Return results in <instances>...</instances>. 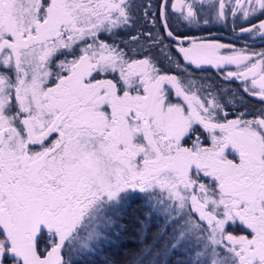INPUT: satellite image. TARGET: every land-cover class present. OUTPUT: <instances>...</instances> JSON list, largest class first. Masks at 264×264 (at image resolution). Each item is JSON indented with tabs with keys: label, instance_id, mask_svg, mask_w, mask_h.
<instances>
[{
	"label": "snow or ice",
	"instance_id": "obj_1",
	"mask_svg": "<svg viewBox=\"0 0 264 264\" xmlns=\"http://www.w3.org/2000/svg\"><path fill=\"white\" fill-rule=\"evenodd\" d=\"M151 7L0 0V264L118 253L135 200L163 223L124 264H264V50L177 31L264 40V0Z\"/></svg>",
	"mask_w": 264,
	"mask_h": 264
},
{
	"label": "trees",
	"instance_id": "obj_2",
	"mask_svg": "<svg viewBox=\"0 0 264 264\" xmlns=\"http://www.w3.org/2000/svg\"><path fill=\"white\" fill-rule=\"evenodd\" d=\"M146 1V0H145ZM138 3H144V0H139ZM154 2L153 4H155ZM151 10V9H150ZM142 13H139V15ZM149 208L142 203L140 200H135L131 202L130 207L127 208L126 212L122 214V218L120 223L124 225V232L121 235V248L117 253L114 248H109L107 246H102L104 250L99 251L90 257L91 260L94 261V264H104L106 259H117L120 261V264H124L125 261H130L133 259L139 248L141 247V238L138 233V229L140 227L139 221L144 219L145 215ZM135 217H139V220L135 219ZM161 224L160 218L152 216L150 220V224L148 225V230L146 233V237L144 239L145 243H152L155 234L158 231V225ZM167 237L160 239L157 243V248H162V244H165ZM183 258V255L177 253L176 255H170L167 257L171 264H175V260L177 257ZM163 259V258H162Z\"/></svg>",
	"mask_w": 264,
	"mask_h": 264
},
{
	"label": "flooded vegetation",
	"instance_id": "obj_3",
	"mask_svg": "<svg viewBox=\"0 0 264 264\" xmlns=\"http://www.w3.org/2000/svg\"><path fill=\"white\" fill-rule=\"evenodd\" d=\"M139 0H137L138 3ZM156 2L155 4H153ZM144 3H150L152 5L150 11H157L158 4L162 3V0H144ZM170 10V9H169ZM142 13L140 14L142 16ZM139 15V13H138ZM234 19L228 20L225 24H213V28H210L208 26H201V27H178L177 31L186 32L188 35L193 37H203V38H216L219 39L221 42L224 43H233L237 48H249L250 50L259 52L261 50H264V40H262L259 36L249 38L247 37V34H244L241 36L240 39H237V35L239 34L238 31V25L242 22L240 20H236V26L237 31L236 33L233 32V23ZM247 26V25H245ZM144 28H151V24L149 22H144ZM169 41H165V43H168ZM229 69L234 70V66H228ZM204 75H208L212 77V80L221 84L224 87H230L233 90L237 88H241L242 85L240 81H225L223 79V75L219 73L216 69H210L208 73H205Z\"/></svg>",
	"mask_w": 264,
	"mask_h": 264
},
{
	"label": "rangeland",
	"instance_id": "obj_4",
	"mask_svg": "<svg viewBox=\"0 0 264 264\" xmlns=\"http://www.w3.org/2000/svg\"><path fill=\"white\" fill-rule=\"evenodd\" d=\"M226 2H228V0H226ZM231 19H234L231 15H229L228 16V19H227V21L225 22V23H227L228 22V20H231ZM225 23H219V24H225ZM201 26H205V25H203L202 23H201V25L199 26V27H201ZM208 27H210V28H213V24L212 25H207ZM198 28V27H197ZM143 203V202H142ZM147 206V205H146ZM152 216H154V217H157L156 215H154V214H152L151 212H150V210H148L147 211V214L145 215V217H144V219H142V220H140V221H150L151 220V218H152ZM160 220H161V224L163 223V218L162 217H160ZM150 224V223H149ZM148 224V225H149ZM168 231L169 232H171V229H168ZM162 246H164V244H162Z\"/></svg>",
	"mask_w": 264,
	"mask_h": 264
}]
</instances>
